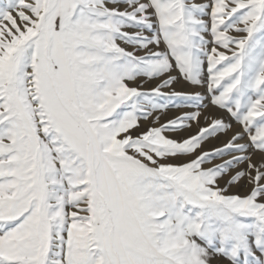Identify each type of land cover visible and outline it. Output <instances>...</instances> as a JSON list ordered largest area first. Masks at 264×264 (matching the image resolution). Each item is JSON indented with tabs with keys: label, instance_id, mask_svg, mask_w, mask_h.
<instances>
[{
	"label": "snow or ice",
	"instance_id": "1",
	"mask_svg": "<svg viewBox=\"0 0 264 264\" xmlns=\"http://www.w3.org/2000/svg\"><path fill=\"white\" fill-rule=\"evenodd\" d=\"M0 264H264V0H0Z\"/></svg>",
	"mask_w": 264,
	"mask_h": 264
}]
</instances>
